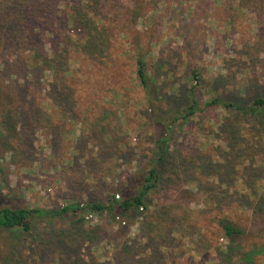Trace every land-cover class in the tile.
Instances as JSON below:
<instances>
[{
    "label": "rangeland",
    "instance_id": "1",
    "mask_svg": "<svg viewBox=\"0 0 264 264\" xmlns=\"http://www.w3.org/2000/svg\"><path fill=\"white\" fill-rule=\"evenodd\" d=\"M10 1L0 0V207L106 203L138 186L162 132L136 74L138 55L150 98L167 115L185 107L192 87L201 105L215 94L264 97V0H114L97 15L83 7V23L59 13L78 0H27L23 9ZM123 4L130 9L119 15ZM2 16L13 19L5 26ZM234 114L205 107L171 124L173 161L148 209L83 221L68 211L33 218L28 232L0 228V264H221L216 251L227 241L210 220L219 201L240 224H264L230 202L241 183L216 177L226 161L246 164L264 149L261 127L242 128L244 117L237 126ZM234 126L238 141L227 131ZM246 170L239 175L250 182ZM151 217L160 219L152 231Z\"/></svg>",
    "mask_w": 264,
    "mask_h": 264
},
{
    "label": "trees",
    "instance_id": "2",
    "mask_svg": "<svg viewBox=\"0 0 264 264\" xmlns=\"http://www.w3.org/2000/svg\"><path fill=\"white\" fill-rule=\"evenodd\" d=\"M26 1L27 0H19L17 4L23 5V9L27 4ZM104 3L105 7L107 5L115 7L114 0H78L71 13L62 9H60L59 13L64 17V21H74V19H76L83 23L81 20L84 18V16L81 14V9L83 7L86 8L89 6L94 15H97L100 9L104 7ZM48 7H50L48 4H45L44 6L40 5L38 10L42 12V14L46 15ZM128 7L129 6H124L123 4V6H121V10H123V12L120 10V8H117L116 11L119 15H122L125 13L126 9H130ZM28 9H30L29 6ZM30 15H35L34 10ZM22 17L23 15H19L16 18L20 21ZM1 18L3 25L5 26L9 25L13 19L12 16H2ZM88 33L89 32H86V35H88ZM135 66L136 74L140 84L146 91L149 105L151 109L155 111V117H157L156 121L162 128L161 137L155 142L154 158L152 161H150L149 168L145 170L142 176H140L141 181L138 186L132 191L130 190V192H128L125 197L120 199H118V197L115 198V196H111V198L106 203L93 201L87 202L85 204L70 203L63 206L59 210H45L42 208L25 207H0V228L20 229L24 232H28L31 229L33 218L56 216L59 214H64L68 211H72L79 215L80 219L83 221V215L85 213H101L107 211L114 213L117 216H124L128 211L148 209L150 205L148 201V195L151 194V192L154 191L157 185L162 181L163 173L168 171V167L166 165L168 163L172 164L173 161V154L168 153L166 150L171 124H174L177 121H187L197 112H201L205 107L220 106L226 109L228 112H234L235 119L237 116H239L240 120L237 121V126H239L241 118L244 117V124L242 125V128L248 127V129H254V127L258 125L264 132V97L255 95L248 102H245L240 100H231L228 98L226 99L220 94H215L207 99L203 105H201L194 97L193 93L195 87H192L190 90V101L185 105L184 108L176 110L175 114L170 116V114L167 115L165 112H160V110L154 104L153 99L150 98L149 94L152 93L148 84L149 79L146 72V62L142 55H138L136 57ZM192 76L194 79H198V74L195 70H192ZM177 92H179V88H177ZM237 126L227 128V131L232 134V138L235 141H238L236 134L242 130V128H236ZM227 146L230 147L229 142L227 143ZM239 152L240 151L237 150L236 155H238ZM247 161L248 162L246 164L245 162H241V160L233 162L232 164L231 162L228 163L229 161H226V169L218 170V172L223 171L224 173H222V176L216 177L219 179V181L223 182L224 178L228 176L232 182L241 183L244 189L241 191L235 190L233 193L234 198L230 202L235 205L236 210H239L243 213L250 212L253 214L252 217L257 221L264 222V178L262 176V173L264 172V149L258 154V156L254 155L251 158H247ZM183 162L184 161H181L180 163H177V165L183 166ZM233 164L234 168L231 169ZM240 166L242 167L240 169L241 171H244L247 168L253 169L254 178L252 181L247 182V178L242 177L243 174H241L242 176L239 175L241 172L239 170ZM170 167L172 168L174 166L169 165V168ZM213 168L214 167L210 164V161H208L204 166V169L208 172L213 171ZM218 203L219 206H221L218 210L219 212L215 213L210 219L212 225L215 228V230H213V235H216V237L225 238L227 243L225 246H223V248H218L216 251L217 259L221 264H258L256 261L258 255H261L262 258H264V224H260L258 222L255 223V220H253V222H250L249 226H246V224L244 226L243 224L239 223V220L236 219L234 215H227L229 213L221 212L224 205H222L220 201ZM159 221L160 219L156 217L145 218V226L148 227L150 231H152L153 227L159 224ZM160 230L161 229L158 231ZM160 233L161 231L157 233V236L162 235ZM165 233L167 234L168 232L166 231ZM147 237L152 240V236L148 235ZM126 250L130 251L131 253L133 252L131 246H126Z\"/></svg>",
    "mask_w": 264,
    "mask_h": 264
},
{
    "label": "built area",
    "instance_id": "3",
    "mask_svg": "<svg viewBox=\"0 0 264 264\" xmlns=\"http://www.w3.org/2000/svg\"><path fill=\"white\" fill-rule=\"evenodd\" d=\"M118 197V196H117Z\"/></svg>",
    "mask_w": 264,
    "mask_h": 264
}]
</instances>
